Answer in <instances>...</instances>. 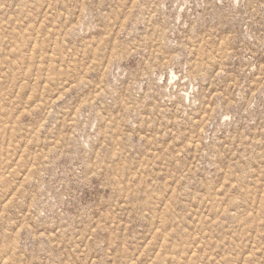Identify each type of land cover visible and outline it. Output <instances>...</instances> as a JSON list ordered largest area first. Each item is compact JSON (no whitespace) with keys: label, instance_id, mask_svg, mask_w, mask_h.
<instances>
[{"label":"rangeland","instance_id":"obj_1","mask_svg":"<svg viewBox=\"0 0 264 264\" xmlns=\"http://www.w3.org/2000/svg\"><path fill=\"white\" fill-rule=\"evenodd\" d=\"M0 264H264V0H0Z\"/></svg>","mask_w":264,"mask_h":264}]
</instances>
